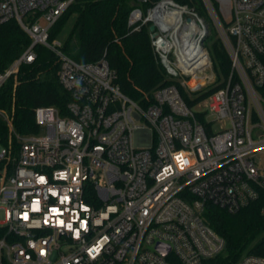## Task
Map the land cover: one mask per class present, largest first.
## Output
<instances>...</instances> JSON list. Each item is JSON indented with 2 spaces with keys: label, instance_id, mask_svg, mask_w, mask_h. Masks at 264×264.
<instances>
[{
  "label": "built area",
  "instance_id": "1",
  "mask_svg": "<svg viewBox=\"0 0 264 264\" xmlns=\"http://www.w3.org/2000/svg\"><path fill=\"white\" fill-rule=\"evenodd\" d=\"M201 1L231 68L195 110L182 90L202 93L215 75L208 22L188 5L159 0L129 14V33L148 27L174 82L142 105L105 58L80 63L51 40L77 0H0V25L15 20L31 39L0 72V90L41 45L69 95L64 112L35 110L38 133L20 137L11 122L8 146L0 142V264H208L226 250L207 208L236 214L264 193L255 157L264 149V0Z\"/></svg>",
  "mask_w": 264,
  "mask_h": 264
},
{
  "label": "trees",
  "instance_id": "2",
  "mask_svg": "<svg viewBox=\"0 0 264 264\" xmlns=\"http://www.w3.org/2000/svg\"><path fill=\"white\" fill-rule=\"evenodd\" d=\"M157 1L77 0L52 29L51 40L61 32L72 15L69 11L75 9L78 18L64 44L65 53L80 63H93L105 58L117 73L115 83L121 91L144 105L156 89L174 83L152 48L148 27L129 33L130 12L140 7L146 13ZM176 1L195 9L209 25L210 18L201 0ZM209 32L205 46L210 52L219 84L200 94L194 102H187L190 105L220 89L224 85L221 80H225L230 73L231 64L226 49L219 38L211 39L210 28ZM30 44L31 39L15 20L1 24L0 72L8 68ZM35 51L36 60L20 68L16 85L11 79L0 90V111L13 110L14 129L20 137L39 132L35 121L37 108L55 106L64 112L69 101L68 93L57 79L54 54L41 45L36 46ZM184 98L187 101V97ZM198 118L204 121L203 114H198ZM8 140L9 127L0 116V142L7 145ZM205 219L226 241V250L208 264H236L249 254L264 258V193L236 214L209 206Z\"/></svg>",
  "mask_w": 264,
  "mask_h": 264
},
{
  "label": "rangeland",
  "instance_id": "3",
  "mask_svg": "<svg viewBox=\"0 0 264 264\" xmlns=\"http://www.w3.org/2000/svg\"><path fill=\"white\" fill-rule=\"evenodd\" d=\"M74 10L73 11H71V10L69 11V13H71L72 15L68 18V20H67L65 26L63 27V29L61 30V32L58 33V35L55 37V39L59 40L63 44L66 43V41H67V39L69 37V34L72 31V28L74 27V25H75V23L77 21V18H78V15H77V13H75L76 11H74ZM209 28L211 29V39L219 38L218 33H217L213 23L211 22V20H210V23H209ZM213 72H214V75H215V79L205 86V88L203 89L202 93L195 94V93H190V92L183 91V94L187 97V101L186 102H194V100L200 94L209 92L210 89H212L213 87H216L219 84V82H218V79H219L218 78V74L216 73V71L214 69V66H213ZM221 78H223V77H221ZM222 82H224V79H222L220 83H222ZM16 83L17 82H15V85H16ZM184 95H183V97H185ZM188 105H189L190 108L195 109V110L200 108V107H197V102L195 104L193 103L192 105H190L188 103ZM0 116L4 120H6V122L8 124V127H10L11 122L13 123V116H14L13 115V110H11V112L0 111ZM219 129H220V124H217L214 127V130L215 131H219ZM8 144H9V141H8L6 146H8ZM255 157H256V161H257V164H258L259 168L264 170V149L262 151L258 152ZM4 220H5V213H4L3 210H0V221L4 222Z\"/></svg>",
  "mask_w": 264,
  "mask_h": 264
},
{
  "label": "water",
  "instance_id": "4",
  "mask_svg": "<svg viewBox=\"0 0 264 264\" xmlns=\"http://www.w3.org/2000/svg\"><path fill=\"white\" fill-rule=\"evenodd\" d=\"M150 30L153 31V30H154V27L151 26ZM158 249H159L160 251H162V253H164V254H167L168 251H169L168 248H167V249H164V247H163L162 245H158Z\"/></svg>",
  "mask_w": 264,
  "mask_h": 264
}]
</instances>
